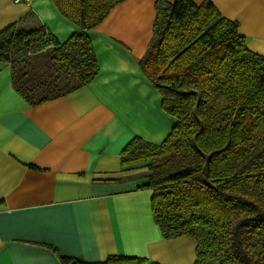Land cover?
Instances as JSON below:
<instances>
[{"label": "crops", "instance_id": "crops-1", "mask_svg": "<svg viewBox=\"0 0 264 264\" xmlns=\"http://www.w3.org/2000/svg\"><path fill=\"white\" fill-rule=\"evenodd\" d=\"M211 1L264 55V0ZM156 2L125 0L88 31L99 74L65 96L30 104L13 84L11 63L0 60V264L112 254L195 264L197 241L165 239L155 223L153 192L143 187L147 164L121 162L134 137L160 144L176 123L140 66ZM15 23H43L61 42L80 30L54 0H0V32Z\"/></svg>", "mask_w": 264, "mask_h": 264}, {"label": "trees", "instance_id": "trees-1", "mask_svg": "<svg viewBox=\"0 0 264 264\" xmlns=\"http://www.w3.org/2000/svg\"><path fill=\"white\" fill-rule=\"evenodd\" d=\"M54 1L80 27L66 41L43 23L0 32V60L11 63L13 84L30 104L97 77L88 31L125 0ZM156 12L140 66L176 123L160 144L134 137L122 165L147 164L143 187L153 192L155 223L165 239L197 241L195 264H264V55L247 46L238 23L211 0H157ZM45 52L44 70L34 69L31 56ZM27 65L31 70H22ZM60 258L64 264H159L122 254L97 262Z\"/></svg>", "mask_w": 264, "mask_h": 264}, {"label": "rangeland", "instance_id": "rangeland-1", "mask_svg": "<svg viewBox=\"0 0 264 264\" xmlns=\"http://www.w3.org/2000/svg\"><path fill=\"white\" fill-rule=\"evenodd\" d=\"M49 57H50V53L49 52H45V53H43V54H37V55H32L31 56V62H32V65L34 66V69H36V70H44V61L46 60V59H49ZM26 65V64H25ZM32 65H27V67L26 66H24L23 68H22V70L23 69H25V70H31L30 69V67L32 66ZM67 84H70L71 82H66ZM64 84V83H63ZM62 84V86H65V85H63Z\"/></svg>", "mask_w": 264, "mask_h": 264}, {"label": "built area", "instance_id": "built-area-1", "mask_svg": "<svg viewBox=\"0 0 264 264\" xmlns=\"http://www.w3.org/2000/svg\"><path fill=\"white\" fill-rule=\"evenodd\" d=\"M17 2L25 1V2H31L32 0H16Z\"/></svg>", "mask_w": 264, "mask_h": 264}]
</instances>
